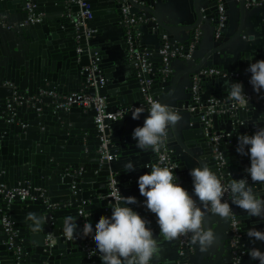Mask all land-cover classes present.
Listing matches in <instances>:
<instances>
[{
	"label": "water",
	"instance_id": "obj_1",
	"mask_svg": "<svg viewBox=\"0 0 264 264\" xmlns=\"http://www.w3.org/2000/svg\"><path fill=\"white\" fill-rule=\"evenodd\" d=\"M126 1L131 5L132 15L142 13L154 18L158 35L167 34L170 38L178 33H191L206 19H213L211 12L217 4L214 0H190L195 20L190 25H181L165 21L149 5ZM237 2L240 24L229 39L213 43L203 57L197 56L196 67L175 76L163 90L158 88L157 81L152 84L153 94L161 97L157 104L159 118L168 122L167 146L180 157L178 165L184 167V175L180 177L183 184L170 197L171 207L179 201L188 208L189 200L195 199L208 222L221 224L210 233L218 253L212 261L201 259L198 264L222 263L221 236L227 231L228 222L221 209L222 200L216 194L222 190L219 173L204 155L202 130L188 126L189 115L181 111L188 102L176 100L174 91L182 75L191 76L204 67L210 68L216 56L227 57L230 53L226 59L234 64V69L223 67L224 72L236 70L245 74L264 92V57L261 50L255 55L246 46L250 41V37L243 38L246 9L243 0ZM87 3L92 20L85 21V25L93 31L89 39L84 36L83 27H75L79 8L67 0H0V22L3 23L0 26V188L5 189L0 194V264H89L81 248L84 223L88 224L89 235L94 239L97 264H134V254L121 252L120 224L115 218L118 211L121 210L123 219L135 220L142 251L146 250L151 235L161 229L160 224L170 217L165 211V197L159 182L151 181L157 187L156 195L149 199L141 195L143 186L150 185L146 166L154 160L145 113L136 115L144 121L131 132H121L120 121L113 124L105 121L108 128L104 133L109 137L107 155L111 157L106 160L105 152L99 151L93 105L88 109L77 104L63 107L66 96L81 91L90 97L104 98L109 110L128 109L142 103L134 66L130 63L122 66L106 52L107 47L96 44L104 30L118 25L122 19L121 6L114 0H88ZM38 18L39 22H31ZM122 36L126 51L124 32ZM144 49L152 53L155 47L148 45ZM152 57L159 63L156 54ZM93 62L96 70L86 72ZM90 75L94 78V87H88ZM218 86V83L213 85L215 89ZM223 92L226 98V89ZM165 105L178 112L163 111ZM183 115L184 120L180 119ZM238 119L250 120L247 128L234 129V143H244L237 153L243 155L234 158L226 155L228 166L222 176L230 186L238 178L253 179L242 193L248 196L245 204L259 210L257 207L264 206V177L260 175L264 168V105L246 103L238 111ZM212 122L217 130L215 116ZM187 162L197 164L194 171ZM252 173L256 175L251 177ZM111 178L121 188L123 199L118 203L108 197ZM12 189H25L28 196L23 200L16 196L9 203L4 195ZM232 195H240V190L236 188ZM241 203L244 202L237 205ZM4 219L9 222L10 231L4 227Z\"/></svg>",
	"mask_w": 264,
	"mask_h": 264
},
{
	"label": "built area",
	"instance_id": "obj_2",
	"mask_svg": "<svg viewBox=\"0 0 264 264\" xmlns=\"http://www.w3.org/2000/svg\"><path fill=\"white\" fill-rule=\"evenodd\" d=\"M114 1L117 5L121 6L122 19L120 23L125 29L126 57L137 71L136 76L139 92L142 95V103L131 106L128 109L118 108L109 110L104 98L98 96L90 97L81 91L66 96V102L63 107L77 104L83 109H88L93 105L95 111L94 124L99 139V151L105 152L104 159L106 160H110L111 157L107 155L109 137L104 133L105 129L108 128L105 121L113 124L123 120L126 115L145 113L150 139L152 140V151L154 153L153 162L147 164L146 167L159 174L158 176L155 174V176H151L149 174L147 181L148 184H151V181L159 182L161 193L165 197V211L170 214L165 223H168L176 236L177 259L174 264H196L193 263V259L196 257L198 250L210 252V257L204 260L205 262H210L219 251L217 249L209 251L211 247H216L212 244L210 238L211 231L216 229V227H212L211 223L213 221L208 222V218L202 216L195 199L189 200L190 204L188 208L184 207L183 203L179 201H176L173 208L171 207L170 197L183 184L180 177L184 175V167L179 166L178 163L172 160L171 149L167 146L165 130L168 122L159 118L157 104L161 97L160 95L153 94L152 84L154 81H157L158 88L163 90L170 83L171 79L174 78L172 70L173 61H183L189 66L188 69L196 67L199 63L197 53L206 31H210L213 42L216 44L226 38L225 33L228 24L226 4L219 1L215 6V10L211 12L214 15L213 20L215 25L209 26L210 21L206 19L200 27L191 32V35L189 33L187 37L181 39L179 37L170 38L167 34L158 35L159 28L154 18L150 16L148 19H145L143 16L138 18L137 15L130 13L131 5L126 0ZM67 2L75 4L79 8L75 27H83L84 36L89 39L93 35V31L87 29L85 25V21L90 22L92 20L91 8L87 3L88 0H67ZM134 2L140 5H147V0H134ZM243 2L247 10L264 9V0H243ZM70 17L71 13L67 15L68 19ZM39 20L40 18L32 19L31 22H39ZM144 21L150 24L149 30L154 32L158 37L156 44H152L155 47L152 53L144 49V47L150 44L144 42L139 31V25L144 23ZM1 25H3L2 22H0ZM262 25L264 27V21H262ZM243 38L248 37L245 34ZM76 39H79V35L76 36ZM154 54L159 57V63L154 62V58L152 57ZM95 56L97 57L96 53ZM95 70L96 66L94 62L91 63V67L85 69L86 72L90 73ZM156 74L161 76L160 80L155 79ZM149 76H152V78ZM166 77H170V80L167 81ZM201 81H205L203 88L200 86ZM87 83L88 87H94L95 82L91 75L87 78ZM102 83L103 81L101 80L100 84ZM214 83L219 84L218 88L215 89L213 87ZM222 85H225V87L223 88ZM224 89H226V98L223 96ZM185 102H188V104H183L181 111L189 115L190 121L188 122V126L193 129L200 128L202 130V144L206 146L204 155L208 158V162L213 163L215 170L220 176L219 185L222 187V190L217 191L216 194L218 200H222L221 209L228 222L227 231L221 236V243L224 247L221 264H242L247 256V250L242 242L244 235L242 220L238 216L235 207L240 201L246 202L245 199L248 196L242 193V189L253 179H248L247 176L238 178L233 180L235 184L230 186V184L226 183L222 173L228 166L226 155H232L233 158L243 155V153H237V149L242 147L244 143L238 145L234 143L236 133L234 129L243 130L247 128L250 126V120L240 121L238 119V111L243 109L248 102H253L255 105H264V92L261 91L255 81L248 79L245 74L241 75L236 70L224 72L223 68L213 65L210 68L204 67L190 76ZM162 110L167 113L171 111H174V113L178 112V109L166 105L162 106ZM213 116L217 118V130H214ZM195 118L197 119L196 122H191ZM251 175L253 177L256 173H252ZM260 175L264 177V168L260 170ZM108 188V197L112 198L115 203L122 201L121 188L116 180L111 178ZM236 188L240 190V195L238 196L232 195ZM4 192L5 189L0 188V194H4ZM189 194L187 192L185 195L188 196ZM16 196L23 200L28 194L25 189H12L4 195L9 203ZM211 211H213V208ZM120 212L121 210L118 211L115 218L120 224L119 235L123 242L121 252L128 255L134 254V264H151L146 250H140L141 242L135 220L131 217L123 219L119 214ZM78 214L82 215V211H79ZM209 225L210 227L208 228ZM192 226L197 227L198 247L193 240ZM4 227L6 231H10V224L6 219H4ZM83 227L84 231L81 234L83 243L81 248L89 264H97V253L92 246L94 239L89 235L88 224L84 223ZM66 238L69 239V234L66 235Z\"/></svg>",
	"mask_w": 264,
	"mask_h": 264
},
{
	"label": "crops",
	"instance_id": "obj_3",
	"mask_svg": "<svg viewBox=\"0 0 264 264\" xmlns=\"http://www.w3.org/2000/svg\"><path fill=\"white\" fill-rule=\"evenodd\" d=\"M228 12V24L226 29V38L230 37L235 31H237L240 24V7L236 0H226L225 2ZM147 5L151 6L155 11L162 14L165 21L174 24L190 25L194 22L195 17L192 9V3L190 0H147ZM148 19L149 16L146 14H138ZM210 21L209 26H212L214 20L212 18L207 19ZM264 21V9L245 10L243 31L250 37V41L246 43V46L255 55L260 50L262 51L261 56L264 57V27L262 25ZM139 31L142 39L147 44H156L158 38L154 32H151L150 24L146 21L139 25ZM122 32L125 35V29L121 23L113 25L109 30H104L103 34L96 39L97 46L107 47L106 52L111 53L113 57L126 67L129 64L128 58L126 57V51L123 49L125 45ZM189 32H183L176 34V38L184 39L188 36ZM110 38V40H109ZM229 39V38H227ZM213 39L210 35V31H206L200 44V49L197 53L198 57H203L205 53L210 50L214 44ZM94 47V46H93ZM97 48V47H96ZM229 55H231L229 53ZM229 55L216 56L213 60L214 66L221 68L228 67L234 69V64H230L227 60ZM227 58V59H226ZM264 61V59H263ZM189 66L183 61H173L172 70L173 77L178 76L185 72ZM190 83V76L182 75L178 82V85L174 91V98L177 100L185 101L187 98V90ZM224 88L225 85H222ZM214 91V89L212 88ZM183 115L180 119L184 120ZM144 119L136 115H127V118L118 123L122 131H133L138 129L143 124ZM180 125L184 123L180 122ZM188 161V160H186ZM150 163V162H149ZM189 168L193 171L197 167L195 162H187ZM190 173V172H189ZM151 176L154 175V171H150ZM157 194V187L153 184L143 186L141 195L146 199ZM236 211L238 216L242 220V231L244 233L242 242L247 250V256L242 264H264V206L260 207L259 210H253L249 208L245 203L237 205ZM212 227L220 225L218 221H213ZM161 229H158L151 235L149 244L146 245V250H149L148 257L151 264H174L177 259V248H176V236L171 230L168 223L160 224ZM194 243L197 245L198 234L193 235ZM199 244L197 245V247ZM218 247H211L209 251H215ZM210 252L198 250L196 257L193 259L194 263L198 264L202 260H207L210 257ZM202 259V260H201Z\"/></svg>",
	"mask_w": 264,
	"mask_h": 264
},
{
	"label": "trees",
	"instance_id": "obj_4",
	"mask_svg": "<svg viewBox=\"0 0 264 264\" xmlns=\"http://www.w3.org/2000/svg\"><path fill=\"white\" fill-rule=\"evenodd\" d=\"M215 2H219L220 0H214ZM214 24V22H212V25ZM215 25V24H214ZM133 30V29H132ZM190 35H191V33H190ZM155 79L156 80H160L161 79V76H159V75H155ZM166 80L167 81H169L170 80V77H166ZM204 82L205 81H201L200 82V86L203 88V86H204ZM171 157H172V160L175 162V163H179L180 161H181V159H180V157L177 155H175V153H174V151H172L171 150ZM154 168V167H153ZM150 171H152V169L151 170H149L148 172H150ZM154 174L156 175V176H158L159 174H158V172H154ZM195 234H197V227L196 226H192V235H195ZM141 242V241H140ZM150 251L149 250H146V253L148 254ZM149 255V254H148Z\"/></svg>",
	"mask_w": 264,
	"mask_h": 264
}]
</instances>
